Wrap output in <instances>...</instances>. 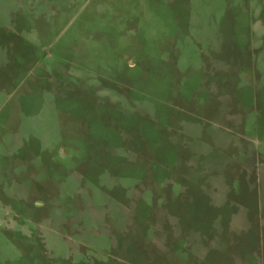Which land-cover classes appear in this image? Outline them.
<instances>
[{
  "label": "rangeland",
  "instance_id": "374dc122",
  "mask_svg": "<svg viewBox=\"0 0 264 264\" xmlns=\"http://www.w3.org/2000/svg\"><path fill=\"white\" fill-rule=\"evenodd\" d=\"M0 264H264V0H0Z\"/></svg>",
  "mask_w": 264,
  "mask_h": 264
}]
</instances>
